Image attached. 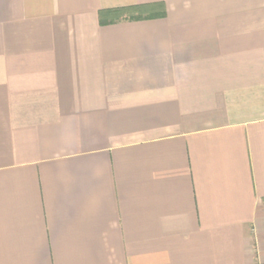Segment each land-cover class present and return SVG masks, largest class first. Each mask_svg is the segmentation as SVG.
I'll return each mask as SVG.
<instances>
[{
  "label": "crops",
  "instance_id": "obj_1",
  "mask_svg": "<svg viewBox=\"0 0 264 264\" xmlns=\"http://www.w3.org/2000/svg\"><path fill=\"white\" fill-rule=\"evenodd\" d=\"M0 264H264V0H0Z\"/></svg>",
  "mask_w": 264,
  "mask_h": 264
},
{
  "label": "trees",
  "instance_id": "obj_2",
  "mask_svg": "<svg viewBox=\"0 0 264 264\" xmlns=\"http://www.w3.org/2000/svg\"><path fill=\"white\" fill-rule=\"evenodd\" d=\"M145 7L146 6H144V7L143 6H135V7H132L131 9L124 8V10H134V11H137L138 13H137V16L136 17H140L141 13H139V12H143L142 10H144Z\"/></svg>",
  "mask_w": 264,
  "mask_h": 264
}]
</instances>
